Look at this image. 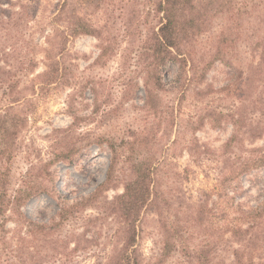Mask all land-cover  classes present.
I'll return each mask as SVG.
<instances>
[{
	"label": "rangeland",
	"instance_id": "1",
	"mask_svg": "<svg viewBox=\"0 0 264 264\" xmlns=\"http://www.w3.org/2000/svg\"><path fill=\"white\" fill-rule=\"evenodd\" d=\"M59 1L0 0V5L8 11L21 12L14 15L15 26L0 27V48L4 46L12 52L13 56L8 59L11 67L18 68L22 59L34 56L36 73L45 68L41 48L46 44L45 34L52 30L49 17ZM121 1H113L109 9H115L111 18L106 13L109 11H102L93 18L95 23L109 24L108 33L118 40L116 51L106 63L95 62L99 53L98 39L80 35L68 43L74 63L71 82L53 84L35 94L31 88L26 90L25 95L32 101L23 107L28 121L17 140L12 163V181L16 185L32 163L52 157L51 145L57 136L54 129L73 124L75 133L85 136L77 143L83 146L84 153L90 154L82 155V160L73 165L55 163L52 166L57 171L54 182L59 193L73 200L94 191L107 177L111 141L117 155L114 179L108 189L102 188L99 199H111L123 191L121 178L127 155L123 139H131L132 131L144 126L150 129L155 122L144 107L143 74L138 68L137 54L147 27L155 23L156 16L148 13L144 0ZM224 25L225 22L218 19L212 30L201 37L202 41H211ZM6 37L8 39L4 40ZM255 56L244 35L227 56L230 64L216 62L203 82L199 79L189 86L183 85V81L177 79L180 74L177 67L163 74L170 84L175 81L162 92L163 103L175 111L174 120L169 118L170 122L153 131L156 130L157 155L163 168V191L171 203L167 214L179 241L162 264H198V252L204 247L211 249L213 264H264V212H246L264 201V169L231 178L234 168L231 157L243 153V147L261 146L262 138L251 141L245 137L243 145L239 143L242 151L235 145L226 153L224 146L233 131L227 114L238 107L246 113L243 130L251 115L264 123L263 113L260 110L251 113L253 105L246 100L249 94L246 76L249 67L257 61ZM29 77H23L21 84H26ZM219 112L223 116L218 115ZM73 113L79 117L76 121ZM99 136L102 144L97 142ZM59 193L55 198L39 195L24 206V212L29 218L47 221L57 215ZM99 211L98 205H88L80 215L66 220L55 231H70L72 246L76 240L80 242L69 264H103L110 256L117 224L112 214L93 220ZM8 240L13 242V239ZM162 240L156 209L148 208L143 213L138 240L144 264L162 257ZM30 245L34 247L33 243ZM30 257L17 264H54L53 257L37 263L33 262L37 256ZM13 260L8 255L0 264H13Z\"/></svg>",
	"mask_w": 264,
	"mask_h": 264
},
{
	"label": "trees",
	"instance_id": "2",
	"mask_svg": "<svg viewBox=\"0 0 264 264\" xmlns=\"http://www.w3.org/2000/svg\"><path fill=\"white\" fill-rule=\"evenodd\" d=\"M113 1L60 0L49 17L52 30L45 34L46 44L41 48L45 68L38 73L35 71L37 63L34 56L22 59L21 66L13 68L8 60L13 56L12 52L7 51L4 46L0 48V102H3L0 105V262L10 255L14 259L13 264H17V261L25 262V258L30 255V258L37 256L33 261L36 263L49 256L54 258V264H69L80 242L76 240L72 246L70 231H55L66 220L80 215L88 205H98L100 208L93 220L110 214L116 220L117 226L112 236L114 245L103 264H144L138 240L143 213L148 208L156 209L163 238L162 257L150 264H162L175 250L179 239L167 214L171 203L164 195L163 168L157 155L156 130L153 131L169 121V118L174 120V109L165 105L162 100V92L175 82L170 84V80L164 79L163 74H167L173 67L180 71L177 79L182 80L183 85L185 83L189 86L199 79L203 82L208 70L216 62L229 63L228 54L246 35L257 57L246 76L249 93L246 100L253 105L251 113L260 110L264 115V0H144L148 13L153 12L156 19L155 23L147 27L137 57L138 68L143 74L144 107L150 116L153 115L155 122L150 129L149 126H144L132 131L131 139H123L127 150L126 168L121 178L123 191L111 199H99L102 188L108 189L109 182L114 179L117 155L111 141L110 148L113 151H110L111 162L106 179L88 195L73 200L61 191L59 193L54 182L57 171L52 166L55 163L73 165L82 160V155L90 154L86 151L84 153L83 146L77 143L79 140L83 141L85 136L77 135L73 124L54 129L57 136L51 145L52 157L32 163L20 182L17 185L13 183L12 163L16 157V143L28 121L23 107L25 103L32 101L31 97L25 95L26 90L31 88L35 94L47 86L68 85L71 82V66L74 63L70 59L68 43L80 35H92L98 39L99 53L95 62L106 63L116 51L118 40L108 33L109 24L95 23L93 18L102 14V11H109ZM119 8L122 9L123 6ZM112 11L106 12L110 18ZM20 13L8 11L0 5V27L15 26L17 23L14 15ZM218 19H222L225 25L211 41L203 42L201 37L212 30ZM232 66L238 71L236 66ZM31 74L33 76L29 77ZM23 77H29L26 84H21ZM135 84L137 87L138 83ZM69 108L71 111L70 102ZM240 109L238 107L227 114L233 124V131L224 145L225 152L235 145L242 151L239 143L243 145L245 137L251 141L262 138L263 144L248 149L243 147V153L231 157L234 159L231 178L264 169V123L256 121L251 115L247 128L243 130L246 113H242ZM217 114L223 116L222 112ZM73 116L74 121L79 119L75 113ZM97 140L102 144L101 136ZM58 193L61 199L56 216L46 221L29 218L24 212V206L39 195L55 198ZM246 212L262 214L264 201ZM10 223L13 224L12 227L8 225ZM8 239H13V242ZM210 253L211 249L207 247L200 249L198 264H213Z\"/></svg>",
	"mask_w": 264,
	"mask_h": 264
}]
</instances>
